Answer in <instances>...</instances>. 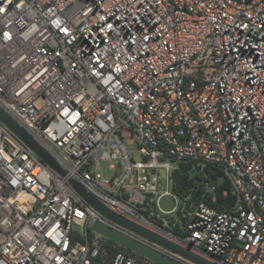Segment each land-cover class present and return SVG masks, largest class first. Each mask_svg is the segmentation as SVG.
<instances>
[{
	"label": "built area",
	"instance_id": "built-area-1",
	"mask_svg": "<svg viewBox=\"0 0 264 264\" xmlns=\"http://www.w3.org/2000/svg\"><path fill=\"white\" fill-rule=\"evenodd\" d=\"M0 108L59 167L0 121V264L154 263L97 220L194 264L71 180L209 262L264 264V0H0Z\"/></svg>",
	"mask_w": 264,
	"mask_h": 264
},
{
	"label": "water",
	"instance_id": "water-1",
	"mask_svg": "<svg viewBox=\"0 0 264 264\" xmlns=\"http://www.w3.org/2000/svg\"><path fill=\"white\" fill-rule=\"evenodd\" d=\"M0 121L9 129L11 130L15 135H17L21 141L28 146L30 149H32L39 157L48 165L51 167L59 170V167L57 166L56 162L53 160V158L46 153L29 135H27L1 108H0ZM71 184L74 187V189L82 196V198L87 201L89 204H91L94 208H96L98 211L103 213L104 215L108 216L110 219L120 223L124 224L134 231H136L138 234L145 236L150 241L161 245L165 247L167 250L171 251L172 253L194 263V264H214L212 262L207 261L206 259L191 253L190 251L174 244L173 242L158 236L150 231H147L145 229H142L141 227L135 225L134 223L127 221L120 216L112 213L107 208H105L95 197H93L91 194H89L87 191L84 190V188L79 185L77 182L71 180ZM93 227L100 231L101 233L105 234L106 236L112 238L113 240H116L120 242L121 244L130 247L131 249L137 251L138 253L142 254L143 256L147 257L151 261L157 264H187L181 260H178L169 254H166L152 246L145 245L141 243L140 241L131 238L123 233H120L112 228L107 227L100 221H95Z\"/></svg>",
	"mask_w": 264,
	"mask_h": 264
},
{
	"label": "rangeland",
	"instance_id": "rangeland-1",
	"mask_svg": "<svg viewBox=\"0 0 264 264\" xmlns=\"http://www.w3.org/2000/svg\"><path fill=\"white\" fill-rule=\"evenodd\" d=\"M123 140L126 143V147L129 151L130 157L134 160V161H138L140 160V155L137 152V147L135 142H133L131 140V138L127 135H123ZM172 164H174V162H172ZM160 175L163 174V171L160 170ZM162 186L161 189H164V181L161 180ZM159 204L160 206L164 209V210H169L172 206H173V201L171 199L170 196L168 195H164L159 199Z\"/></svg>",
	"mask_w": 264,
	"mask_h": 264
},
{
	"label": "trees",
	"instance_id": "trees-1",
	"mask_svg": "<svg viewBox=\"0 0 264 264\" xmlns=\"http://www.w3.org/2000/svg\"><path fill=\"white\" fill-rule=\"evenodd\" d=\"M188 174L187 172L185 171H181V172H178L177 174V181L181 187V189L179 190V192L182 194H185L186 191L189 189V187L191 186L192 184V181L190 180H186ZM193 197L196 198V199H199L200 198V194H199V191H196L193 193ZM205 200H207V198H205ZM153 264H156V263H153Z\"/></svg>",
	"mask_w": 264,
	"mask_h": 264
},
{
	"label": "snow or ice",
	"instance_id": "snow-or-ice-1",
	"mask_svg": "<svg viewBox=\"0 0 264 264\" xmlns=\"http://www.w3.org/2000/svg\"><path fill=\"white\" fill-rule=\"evenodd\" d=\"M5 35H7V33H5Z\"/></svg>",
	"mask_w": 264,
	"mask_h": 264
}]
</instances>
